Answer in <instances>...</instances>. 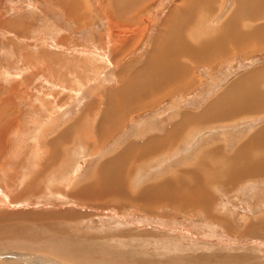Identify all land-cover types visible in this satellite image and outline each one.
I'll return each mask as SVG.
<instances>
[{
  "label": "rangeland",
  "instance_id": "rangeland-1",
  "mask_svg": "<svg viewBox=\"0 0 264 264\" xmlns=\"http://www.w3.org/2000/svg\"><path fill=\"white\" fill-rule=\"evenodd\" d=\"M219 1L216 17L195 29L213 19L217 26L237 0ZM194 6L185 0H0V264H264V229L247 231L262 223L264 177L229 186L207 180L208 171L201 186L193 176L172 177L195 169L205 147L237 150L264 129V111L185 127L173 150L137 164L129 181L135 191L146 188L145 205L85 201L74 193L103 160L120 158L123 146L180 126L184 116L202 113L223 94L226 100L239 78L264 70V38L259 43L250 35L246 51L228 47L212 64L190 63L192 84L123 114L106 144L92 149L99 134L87 107L116 88L124 70L151 62L148 51L172 12L182 25ZM229 94L227 101L236 95ZM129 162L122 161L126 168ZM166 182L185 198L189 190L196 199L197 192L207 194L212 212L207 205L155 207L150 196L162 195Z\"/></svg>",
  "mask_w": 264,
  "mask_h": 264
},
{
  "label": "bare ground",
  "instance_id": "bare-ground-1",
  "mask_svg": "<svg viewBox=\"0 0 264 264\" xmlns=\"http://www.w3.org/2000/svg\"><path fill=\"white\" fill-rule=\"evenodd\" d=\"M182 1L184 2V0ZM185 1H187L189 6L199 5L202 9L201 13H204V16L202 17H206L207 19L216 17V8L218 7V4L220 2L219 0ZM244 1L249 5L261 6V13L264 14V0H237L234 4V9H232V11L229 13L231 16L229 15L230 17L227 24H229L230 26L235 23L234 19H237L238 17L239 5ZM170 17L171 21L165 22L164 28L159 31V33L153 40L151 51H148V59H151V62L142 63L141 68L136 71L132 70L133 72H131L130 74H128L129 72H127V70H124L125 72L123 74L121 73L118 77L119 83L117 87L114 89H106L105 91H103V97L98 98L99 100H97V103L90 106L89 108L87 107V111L85 112L86 114L94 116L98 119L100 114L101 123L98 125V134L101 138V141L98 142V144L100 146L106 144L107 138L105 134H108L109 128L113 129L114 125L116 126L122 122V120L124 119V117L122 116L123 114H127L128 112L136 113L138 111V108L142 109L148 107V105L153 104L156 101H159L164 97L163 95L166 92H168V94H173L174 92H178V89H183L185 86H188V84H192L193 80L190 81V79L193 73L190 68V63L195 62L197 64L206 62L212 64L215 58L218 59L223 57L225 54H229V48L235 50L236 52L245 50L244 43L239 41L234 42L228 35V37L225 38L224 36L219 34L217 37H220V39L209 37L206 38L203 42L198 41L197 37L194 36V34L191 32L195 21L193 18H190L191 15L189 13L185 15L183 20L184 24L182 25L178 22L179 14H177V11L174 14L172 12V15H170ZM197 17L202 18L200 16ZM262 19L264 20V15ZM175 20L177 21V23ZM215 22L216 20L213 19L211 23L209 21V25L216 26L217 22ZM262 33H264V25ZM127 40L128 39L122 40V43L124 44ZM254 46L257 47L260 45L253 44V47ZM263 71L264 70H260L257 72L255 71L247 77L239 78L235 82L234 87L236 89L238 88V84H241V86L245 84L246 87L261 90V93L250 92L251 98L253 99L251 103L252 109H249V105L246 104L242 98L239 99L236 94L233 99L227 101V109L224 118L232 120V117H237L244 114L254 115L257 114V110L264 111V87L262 84V75L264 73ZM104 101L106 102V104L105 106H102ZM221 102L222 101H219V103ZM119 108L121 110H118ZM115 113H117V115H115ZM221 115V113H214V116ZM116 118L119 119L116 120ZM113 119H115V121ZM113 132L114 131H112V134ZM65 138L68 139V137ZM166 140H171L170 143L174 142V135L167 136ZM141 146V142L137 145L135 144L132 147L131 144H129L128 146H123L120 151V158H118L120 160V163L119 165L117 164L116 168H113L112 170H108L109 165L106 163L112 162V166H114V164H116L114 157H112L110 160H103L100 168L98 167L97 169V174L99 177H97V175H94L93 179L90 177L88 180H86V182L78 187L76 191L74 190V193L77 196L85 197L83 198L85 201L90 200L95 202H102L104 199H118L121 203H137L145 205L144 203L149 199L146 195V192L141 189L138 192L135 191L133 187L131 188L129 181L132 175L131 168L129 166L128 168H126L122 163V161L126 159H128V161L132 159L130 158L132 156L138 158L139 156L147 155L148 150L141 148ZM143 152H145L144 155ZM203 153V156H201L202 158H198L200 161L199 165L205 167V169L201 171L202 177L200 174L201 172H192V176L195 177L194 179H197V185L200 186L202 183L201 178H204V181L207 179L209 181H215V183H222L225 186L233 185L235 184V180L240 181L242 178L255 177V175H257L258 173H262V166H264V162H261L259 165L258 161L256 160L258 159V157L264 158V156L258 155L257 153L243 154L242 152L237 151V153L227 154L226 152L224 153L223 150L219 148V146L216 148L213 146L212 148L205 149ZM131 162L132 161H130V163H128L127 165L131 164ZM220 168H225V170ZM77 169L79 170L80 166ZM204 171H208V176L206 179ZM181 172L182 175L183 173L188 174L185 171ZM178 178L180 180H184L181 175H178ZM179 183L181 184L182 182L180 181ZM150 185H152L151 188H153L154 190L153 184ZM170 187H173L172 184H170V182H167L160 187V191L163 190L162 195H159L157 193L155 197H152L153 195H151L150 197L152 199L150 198V200H152V205L157 204L163 206H175V204L177 203H183L184 206L188 204V206H197L198 208L206 207L207 205V208H209V204L207 203L208 200H206L207 194L202 195L203 192H197V195H200L199 199H196L197 197L193 198L195 196V194H193L195 191L189 190L185 198V194H180L178 192L177 194L171 193ZM188 188L190 189V187ZM93 191L96 192L93 193ZM151 194H153L152 191ZM201 195L204 196L202 200H200V198L202 197ZM103 203L106 202L103 201ZM209 210L211 211L210 208ZM258 221L262 223H259L257 228L253 227L254 230L248 229V234L249 232L251 234V231H260L261 229H264V216L263 218H261V220ZM247 228H249V226ZM250 228H252V226Z\"/></svg>",
  "mask_w": 264,
  "mask_h": 264
},
{
  "label": "crops",
  "instance_id": "crops-1",
  "mask_svg": "<svg viewBox=\"0 0 264 264\" xmlns=\"http://www.w3.org/2000/svg\"><path fill=\"white\" fill-rule=\"evenodd\" d=\"M216 10H218V7L216 8ZM238 10H239L238 11V17H237V19H234L235 23L233 25L230 26L229 24H227L228 20H229V17L231 16L230 15L225 20H223L220 24H218L217 26L211 27L208 24V25L203 26L204 29L203 30L201 29L202 31H200L197 28L195 29V27H198V25L202 24L203 22L206 23V21L208 19L206 17H202V18L197 17V16H200V12H202V9H201V7L199 5H195L194 8H191V11H192L191 15H193V17H196V18H193L195 23H194L193 28L191 29V32L194 31L195 32V33H193L194 36L197 37L198 41H202V42L206 38H209V37H215V38L220 39V37H217L219 34H221L225 38L229 36L231 38V40H234L233 37L236 36L237 37V41L242 42V43L245 44V51H246V44H247V41L250 40L249 38H251L250 35H254L257 38V40L259 41V43L263 41L262 40L264 38V33H262L263 24L262 23L259 24V20H261L263 18L264 14L261 13V11H262V7L261 6L249 5L245 1L242 4L240 3ZM197 12H198L199 15H197ZM256 13H257V16H256ZM203 14L204 13H202L201 16H204ZM243 21H250L251 23H253V27L251 29L247 30V28H244V26L242 24ZM195 30H197V31H195ZM244 36L247 39H245ZM260 70H262V69L255 70V71L257 72V71H260ZM255 71H253V72H255ZM253 72H251L250 74H252ZM250 74H246L243 77H247ZM234 86H235V83H233L228 88V90H227V98L230 96L229 93H231V95L237 94L239 99L242 98L244 100V102L249 105V109H252L251 108V103H252L253 99L251 98L250 92L261 93V91L260 90H256V88L246 87L245 84L243 86H241V84H238V88L237 89ZM227 98L225 100L224 99V94H223V96L221 97V101H222L221 103H219V101L216 100L215 102H213V105L208 107L209 109L206 108L202 113L197 114V115L194 114V116L190 117V119H188V120L184 116L182 118V120L178 122V123H180V126L182 125L181 127L178 126V124L176 123L177 125L175 124V125L171 126V128L168 129L167 131H165L164 134L154 135L153 137L152 136L151 137H145L142 140H135V141L129 143V144H131V147H132L135 144L137 145V144H139L141 142V144H142L141 148L148 150V152H147L148 156L144 155L145 152H143L144 156H139L138 158H135L133 156L130 157V158H132V159L129 160V161H132L130 166H129L131 168V171L134 170V168L136 167L137 164L139 165L141 163L146 162L147 160H152V158H155L158 155L164 154L166 151L173 150L181 142L182 134L186 130H190L191 128H194L195 126L197 127V126L205 124V123L206 124H212V123L215 124V123H219V122L223 123V122L231 121L230 119L224 118L225 114H226L227 106H222V105H224L225 103L227 104ZM247 100H250V101H247ZM219 105H221V107H218ZM142 109L138 108L137 112L141 111ZM257 111H258L257 113H259V110H257ZM260 111H262V110H260ZM214 113H221L222 115L221 116H214ZM128 114L132 115L134 113L128 112ZM85 115H86V113H85ZM247 115H249V114H244L242 116H247ZM83 117H81V121L83 120L82 119ZM86 118H88V114L86 115ZM234 119H238V118H232V120H234ZM100 123H101L100 118L98 119V118L94 117V124H95V128L97 129V132H99L98 131V125ZM174 127H177V128H174ZM185 127H186V130L184 129ZM253 130H252L251 134L253 133ZM108 132H109V130H108ZM255 133L256 134H254V135L252 134L253 136L248 137L249 139L246 140V143H241L240 146L237 148V150H235L234 152L233 151L232 152H230V151L226 152V148L227 147H225V146L227 144L225 146H221L220 145L219 148H221L223 150V152L224 153L226 152L227 154L237 153V151H238V152H242L243 154L257 153L258 155L264 156V129H262V130H260L258 132H255ZM107 135L110 136V135H113V134L112 133L111 134H109V133L107 134L106 133L105 136L107 137ZM171 135H174L175 140H174V142L170 143L171 140L167 141L166 138H167V136H171ZM111 137L112 136L107 137L108 138L107 140H109ZM99 138H100V136L97 137V139H93L94 142L90 146V147H92V149L95 148L96 145H98V142H100ZM85 145H87V144H85ZM214 147L216 148L218 146L216 145ZM210 148H212V147H210ZM205 149H206V147H205ZM207 149H209V147H207ZM203 152H204V150H203ZM203 152H201L202 155L200 154V156L196 158L197 160L194 161L196 163L195 164V169L194 168H185V169L182 170V171H185V172L188 173V174H185V176H187L189 174H190L189 176H192V172H194V173L198 172L197 171L198 168H200L201 170L205 169V167H202V166L199 165L200 161L198 159V158H202L201 156H203V154H204ZM111 158H106L105 161L108 160V159L110 160ZM118 158L119 157L116 154L114 156V159L116 161L115 162L116 164H114V166H112V162L106 163V164L109 165V169L108 170H112L113 168H116V165L118 164L117 162L119 160ZM256 160L258 161L259 165H260L261 162H264V158L263 157H258V159H256ZM241 163H244V162H241ZM225 164H227V163H225ZM97 169L94 170V173L91 176L92 179H93L94 175H97V177H99L98 174H97ZM220 169L225 170V168H220ZM135 171H137V169H135ZM177 173H178V175H181V177L184 176V173L182 175V172H180V170ZM100 174H101V172H100ZM133 174L135 175L136 172H134ZM178 175H176V177L174 176L173 179L178 178ZM255 176L264 177V173L260 172V173H258ZM246 178H242V179H246ZM86 180L84 182H86ZM84 182L79 184L78 187H80ZM172 189H173V187H172ZM141 190H142V188H141ZM95 192L96 191H93V193H95ZM144 192H145V189H144ZM171 193L177 194V193H175V191L171 192Z\"/></svg>",
  "mask_w": 264,
  "mask_h": 264
}]
</instances>
